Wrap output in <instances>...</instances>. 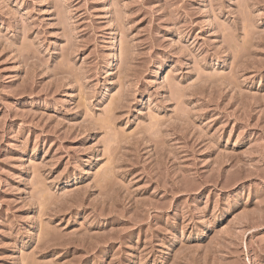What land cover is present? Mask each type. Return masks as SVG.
Instances as JSON below:
<instances>
[{"label": "rangeland", "instance_id": "1", "mask_svg": "<svg viewBox=\"0 0 264 264\" xmlns=\"http://www.w3.org/2000/svg\"><path fill=\"white\" fill-rule=\"evenodd\" d=\"M0 264H264V0H0Z\"/></svg>", "mask_w": 264, "mask_h": 264}]
</instances>
